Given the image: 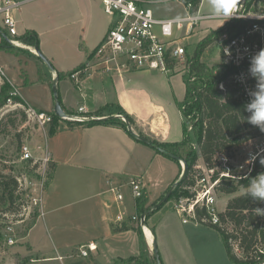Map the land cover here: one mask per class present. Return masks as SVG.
<instances>
[{
  "label": "crops",
  "instance_id": "crops-1",
  "mask_svg": "<svg viewBox=\"0 0 264 264\" xmlns=\"http://www.w3.org/2000/svg\"><path fill=\"white\" fill-rule=\"evenodd\" d=\"M15 1L18 2L16 6L18 7L21 3L20 0ZM64 2V0L55 1L53 8L41 11L38 9L33 11L32 2L18 10H14L16 7L12 9V14L17 19V27L21 29V33L18 35L21 37L28 31H35L38 35V49L52 59L54 57L42 47V36L56 34L66 26V23H62L61 19L68 18L67 9L69 6ZM70 2L77 7L78 11L83 1L70 0ZM197 11L204 16L200 27L207 21L214 20L211 17L210 0H201ZM221 23L222 20H220L219 26ZM204 30L207 31L208 28L206 27ZM3 33L6 34L4 31L0 32V41ZM25 45L30 47L29 50L27 48L26 50L36 56L35 51L31 50L35 45ZM78 45V48L82 50V43ZM93 51L94 49L85 54L83 60L82 58L76 59L71 68L60 64V67L54 66V71L51 73L52 76H55L56 96L63 110L70 116L87 114L99 122L88 124L86 121L74 118L59 119L55 132L45 136L43 145L47 146L53 165L52 175L46 189L54 185L55 180L59 181L55 186V195L57 199L63 200L64 213L61 212L59 216L55 215L48 222L45 221L43 208L45 205L50 206L48 203L51 202L48 196L43 197V215L38 216L30 226L24 237L25 245H20V249H18L20 255L27 258L24 264H54L55 261H58L59 264H66L67 259L74 255L78 256L75 254L77 248L88 242H94L96 249L90 251L88 256L79 255L83 259V264H114L117 259L139 255L140 237L146 244V254L150 260L155 259L152 243L156 239L160 264H211V260L215 264L214 256L211 260L204 259L210 254L204 250L205 240L203 239V242L196 234V228L201 224L195 223L193 227H185L188 222L182 221V217L174 209V202L171 203L168 210H164L167 206L164 203L159 209L149 213L145 220V227L131 219L132 215L140 214V209L136 206L137 202L131 197L130 189L126 184L127 180L132 176H139L143 181L140 172L144 164L155 161L158 157H160V161L168 160H164L165 156L154 148L140 142L136 137L130 136L128 128L126 130L118 124L105 120L110 118L111 113L119 106L133 119L132 124L134 125L131 124L130 127L132 134L141 135L157 142L181 140L183 116L179 110L182 116L181 132L179 137H172L171 115L167 108L169 103L166 104V101H169L170 97L174 95L171 83L172 73L163 74L154 70L127 68H122L119 72L96 71L83 77L77 88L68 73L88 60L93 63ZM58 73L65 75L59 78ZM68 79H71L75 85L76 96L73 88L67 84ZM164 79L167 80L166 86L170 88L169 92L164 90L165 84H161ZM10 82L12 81L10 80ZM12 84L14 83L12 82ZM22 100L24 101L23 98ZM79 107L84 108L82 113L78 111ZM52 108L53 105H50L47 110L41 109V111L49 113ZM120 114L114 115L116 117L124 116ZM168 167L170 171H168L167 177L174 176L170 187L178 179L181 170L178 162L175 164L170 162ZM107 178H111L115 184H121L125 219L120 224L115 222L114 218L121 207L115 202L112 192L108 190ZM147 180L143 181L145 185L143 207H150L149 210H152L157 201L151 203L149 200L146 191L149 179ZM162 195L163 193L160 197ZM54 209L56 207L50 208L48 211ZM41 217L46 228L49 223L52 228L61 227L63 236H58L57 245L64 244L65 252L68 255L62 256L57 249L47 250L38 246L40 233L37 227ZM153 217L158 218L155 225L153 228L147 227V222ZM121 227H126V229L121 230ZM137 228H140V233ZM145 228L151 234L150 239L145 233ZM185 229L188 234L192 232L193 239H190V235H186ZM159 231L161 235L158 237L157 232ZM178 232L179 234L184 233V242L188 243L189 241L188 249L194 263L189 257L187 260L184 258L186 252L181 246L180 241L183 240L178 236ZM192 241L196 244L194 248L190 245ZM222 244H220V256L228 259ZM179 259H182L183 263H180Z\"/></svg>",
  "mask_w": 264,
  "mask_h": 264
},
{
  "label": "rangeland",
  "instance_id": "rangeland-1",
  "mask_svg": "<svg viewBox=\"0 0 264 264\" xmlns=\"http://www.w3.org/2000/svg\"><path fill=\"white\" fill-rule=\"evenodd\" d=\"M55 1L58 0H20V5L14 10H18L32 2L31 4L34 5L33 11L35 9L41 11L53 8L55 6ZM64 1V3H67L69 6L67 9L68 18L61 19L62 23H66V26L60 29L56 34L42 36V47L47 53L52 55L54 59L49 58L40 50V52L49 60L51 65L56 68L60 67V64L71 68L76 59L82 58L83 60L85 58V54L90 53L93 49H95L101 39L105 37L109 24L113 20V17L104 11L101 0H82L83 2L80 4V10L78 11L76 10L77 7L74 6L70 0ZM147 6L152 9L154 16L157 18H175L184 15L186 12V8L180 0H147ZM250 11L252 13L264 12V0H255L251 4ZM219 22L220 20L217 19L207 21L206 24L196 29L185 39H182L179 32L177 33L179 42L185 47L186 58L193 53L197 43L201 39H203L211 30L219 27ZM0 27H2L1 18ZM206 27L208 28L207 31L204 30ZM16 29L17 33L20 34V27H17ZM217 41L218 40L213 41L205 48L202 52L201 60L207 63L210 67L218 66L217 70H219L221 69L222 61ZM79 43H82L83 45L82 50L78 48ZM20 48L22 49L0 48V65L5 69L7 77L14 83L13 85L18 87L20 96L25 101H23L21 105L15 107L12 105H4V103L0 106V175H11L18 180V186L13 193L14 202L12 204H8L1 199V190H3V186H0V264H24L26 262L27 258L21 256L18 249H20V245H25L24 237L30 226L39 216L38 209L29 204V197L34 194L32 193L34 189H38L37 182L41 181L42 176H44L45 181L43 187L44 192L42 195L44 198L48 196L51 202L48 203L50 206L45 205L43 208L45 211V214L43 215L44 220L48 222L51 218L55 217V215L59 216L61 212L64 213V209L62 207L64 202L61 199H57L55 195V186L58 185L57 183L59 181L55 180V184L53 183L54 185L49 186V188L46 189L47 183L50 179L52 166L51 161L46 167V172H43V169H39L38 164H36V166L32 162L28 164V161H24L20 157V148L22 145L26 144L33 152H39L36 150V146L45 143V136L50 134V122L42 124L38 117V114L41 112L37 109L47 110L50 105H54L55 98L53 91L55 76L51 75V68L37 55L34 56L30 51H28V47ZM26 48L28 50H26ZM185 63L186 61L176 64L177 67L174 68V71L168 72L172 73L171 83L173 86L172 92L174 94L170 97L169 101H166V104L169 103L167 108L171 115L172 137H179L181 132L182 116L179 112L177 103L184 98L185 94V84L183 81ZM161 73L168 74L165 72ZM166 81L167 80L164 79L163 83L161 81L160 82L162 85L165 84L163 88L169 92L170 88L166 86ZM67 84L73 88L74 95L76 96V89L73 81L68 79ZM29 105L35 108L34 111L36 113L29 110ZM47 114L50 115V112ZM118 118H121V116ZM90 119L92 118L85 119L84 121ZM184 119L186 120L188 130L192 132L191 121H188L187 118ZM122 120L127 124V126L129 124L131 127V124L127 123L124 118H122ZM262 150L264 151V133L259 137L251 139L235 148L233 151L234 157L232 159H223L220 162L222 164L231 163L235 166H239L240 170L245 172L252 164V159L250 158L254 155L256 156V154ZM159 158L160 157L155 159V161L144 164L140 172L143 176V181H148L147 179H149L146 191L148 192L151 203L156 201L158 202V200L170 188L169 185L173 181L174 176L167 177V173L170 171L168 164H170V162H172V164L177 163L174 159L166 156L164 157L166 158L164 160L168 161H160ZM208 170L209 169L204 165L201 156H199L191 174V188L188 187L190 192L195 193V189L198 188L199 183L197 179L201 176L209 178L210 175L213 174ZM146 171L148 172L146 173ZM8 179L9 178H7V180ZM162 193L163 195L160 197ZM178 194L165 202L164 205L167 204V206L164 210H168L172 202H176L182 198V196H178ZM215 195L217 199L216 210L217 213H219L224 209L227 199L234 194L228 196L220 195L215 191ZM53 207H56V209L48 211V209ZM185 217L188 220V224H186L185 227H193V224L195 223L201 224L196 228V234L202 241L203 239L205 240V244H203L204 250L210 254L209 257H204V259L211 260L212 256H214L215 264H233L227 259V257L220 256V244H222V241L217 230L203 223L195 222L188 216ZM157 219L158 218L156 217L150 219L147 222V227L153 228ZM7 227L12 228L10 233L7 231ZM37 230L40 233L38 246L44 247V249L47 250L57 249L62 256L68 255L65 252V247L63 246L64 244L57 245L58 236H63V233H61V227L58 226L52 228L49 223L48 228H46L41 217ZM184 232L186 235H190V239H193L191 236L192 232L188 234L186 229ZM157 234L159 237L161 235L160 231L157 232ZM178 236L181 240H183L180 241V243L183 250L186 252L184 258L187 260L189 257V259L194 263V259L191 257L192 255L188 249L189 241L188 243L184 242L185 236L183 232L181 234L178 232ZM10 237L14 240L13 244L8 243V239ZM155 245L158 254L157 257L160 260L156 239ZM190 245L192 248L196 247V244L193 241L192 243L190 242ZM235 251L239 256H241L237 247H235ZM154 258L157 260L156 257ZM82 260L83 259L79 257V255H74L67 259L65 263L83 264ZM179 262L183 263V260L179 259ZM210 262L213 264V260ZM54 264L59 263L58 261H55Z\"/></svg>",
  "mask_w": 264,
  "mask_h": 264
},
{
  "label": "trees",
  "instance_id": "trees-1",
  "mask_svg": "<svg viewBox=\"0 0 264 264\" xmlns=\"http://www.w3.org/2000/svg\"><path fill=\"white\" fill-rule=\"evenodd\" d=\"M180 1L184 4L190 2L192 13L197 11L201 2V0ZM254 1L244 0V7L247 11H250L251 4ZM249 23L250 21L245 19L227 20L216 29L211 30L197 43L193 53L187 57L183 75L185 94L184 98L177 103L183 116L182 138L175 142H157L153 140L154 143L164 149L179 155L188 164L185 178L173 188L168 200L178 193V196L182 197L193 195L188 187L191 186V174L199 156H201L204 165L208 169H213L211 179L217 180L215 191L220 195L234 194L227 199L224 209L218 213L219 224H210L203 221V218L208 217L206 210L195 208L197 221L219 232L228 259L234 264H262L264 261V215L256 212V208H264V202L253 201L244 195L250 181L256 175L264 173V165L260 163L261 158H264V151L254 158L253 163L245 172L240 170L239 166L231 163L222 164L220 157L224 156L228 160L232 159L235 148L259 137L264 132L247 122L246 118L249 113L245 111L246 103L242 100L240 89L231 78L237 70L233 66L223 64H221V69L217 70L218 66L210 67L202 61L201 55L205 48L220 35L226 34L231 38L241 32ZM2 31L3 29L0 27V32ZM20 39L24 44L38 47V35L35 31L26 32ZM0 48L22 49L11 46L3 38L0 41ZM80 66L68 74L79 69ZM62 75L65 74L58 73L59 78ZM220 84H222V88H220ZM10 90L11 86L7 83L1 87L0 106L5 103ZM15 99L23 102L20 97H15ZM118 113L125 116L127 123L132 124L133 119L119 106L114 109L110 118L105 119L106 122L118 124L127 130V124L114 115ZM50 114L52 118L49 133L52 134L55 132L60 118L55 115L53 109ZM184 118L191 121L192 132L188 130ZM97 122L99 120L90 119L86 121L88 124ZM68 123L71 124L70 121ZM75 123L79 124L80 122ZM127 131L130 136L135 137L130 130ZM30 162L28 161V164ZM178 164L181 170V165L179 162ZM52 170L53 165L51 166ZM51 171L50 177L52 175ZM7 178L9 179L7 180ZM0 186H3L1 199L8 204H12L14 202L13 193L18 186V180L11 175H0ZM143 204L144 198L141 197L136 204L140 209L139 213H145L150 209V207L144 208ZM149 211L152 213L154 210ZM120 229L123 230L126 227ZM137 231L140 233V228H137ZM235 247L239 249L241 256L236 253ZM114 264H157V262L155 259L150 260L148 258L146 244L140 237L139 255L117 259Z\"/></svg>",
  "mask_w": 264,
  "mask_h": 264
},
{
  "label": "built area",
  "instance_id": "built-area-1",
  "mask_svg": "<svg viewBox=\"0 0 264 264\" xmlns=\"http://www.w3.org/2000/svg\"><path fill=\"white\" fill-rule=\"evenodd\" d=\"M101 3L104 11L112 16L113 20L105 37L93 52L94 62L91 63V60H88L79 69L70 73L69 77L75 82L77 88L83 77L96 71L119 72L122 68L165 73L174 71V68L177 67L176 64L187 60L185 47L179 42L177 33L179 32L182 39H185L200 27V22L204 18L198 11L194 13L190 11L192 6L190 2L183 3L186 8L185 14L175 18L155 17L152 9L147 6V0H101ZM17 5L18 2L15 0H0L1 28L9 39L8 44L14 47L30 48L22 42L17 33V22L12 14V9ZM235 11L239 16L234 15L227 20L245 19L250 23L237 35L229 38L226 34H222L216 40H218L217 46L220 50L222 64L233 66L237 70L231 78L240 89L242 100L247 104L250 100L249 92L254 90L256 85V80L249 74L250 58L261 48H264V18L260 17L264 16V12L247 11L244 7V0H239ZM6 83L11 86V90L4 105L14 107L21 105L22 102L15 99V97H20L18 88L10 82L5 69L0 65V89ZM219 86L223 87L222 84ZM29 110L35 112L31 107ZM78 111L82 113L84 108L79 107ZM38 117L42 124L50 122L52 118L51 114L44 112L39 113ZM121 117L123 118L122 115ZM70 118L84 121L92 117L83 114ZM36 150L39 152H33L28 145L24 144L20 148V157L24 161H31L34 165L38 164L39 169L46 172V167L51 161L47 146L39 144L36 146ZM256 156L254 155V157ZM223 159L227 158L221 156L220 160ZM253 161L254 159H252V163ZM208 171L213 173V169ZM211 175L209 178L201 176L197 179L199 186L191 197H182L174 202V209L180 214L183 222L188 221L185 216L198 222L195 208H204L208 217L202 220L210 224H219L215 195L217 180H211ZM44 182V176H42L41 181L37 182L38 189H34L32 192L34 194L29 197V204L38 209L39 216L43 215ZM106 182L108 190L114 195L115 202L121 207L114 218L115 222L120 224L125 219L121 184H115L111 178H107ZM126 184L135 202L144 196L145 185L141 177L132 176ZM142 214H134L131 219L141 223ZM7 231L10 233L12 228L7 227ZM8 243H14L12 237L8 239ZM95 249V243L88 242L80 245L75 254L88 256L89 252Z\"/></svg>",
  "mask_w": 264,
  "mask_h": 264
},
{
  "label": "clouds",
  "instance_id": "clouds-1",
  "mask_svg": "<svg viewBox=\"0 0 264 264\" xmlns=\"http://www.w3.org/2000/svg\"><path fill=\"white\" fill-rule=\"evenodd\" d=\"M238 2L239 0H210L211 17L222 20L223 23L237 15L235 10ZM225 51L227 52V49ZM249 74L256 80V85L255 89L249 92L250 100L245 105V111L249 113L246 119L248 123L264 132V48L250 58ZM254 158L253 156L250 159ZM260 163L264 165V158H261ZM244 195L253 201L264 202V173L256 175L250 181ZM256 212L264 215V208H256Z\"/></svg>",
  "mask_w": 264,
  "mask_h": 264
},
{
  "label": "water",
  "instance_id": "water-1",
  "mask_svg": "<svg viewBox=\"0 0 264 264\" xmlns=\"http://www.w3.org/2000/svg\"><path fill=\"white\" fill-rule=\"evenodd\" d=\"M2 38L8 43L9 39L7 37L6 34H2ZM33 50L35 51L36 55L43 61L45 62L52 71H54V67L51 65V63L49 62V60L40 52V50L38 49L37 46H34ZM54 94H55V98H54V105H53V110L56 116H58L60 119H68L71 116L68 115L62 108L60 101L58 100L57 96H56V87H55V80H54V88H53ZM123 118L126 120L125 116H123ZM128 129L130 130V126L128 124ZM136 139L140 140L142 143L154 148L155 150H157L160 154L165 155L169 158H172L176 161H178L182 167L181 169V173L180 176L178 178V180L172 185L170 186V188L167 190V192L158 200V202L153 206L152 210H156L158 208H160V206H162L169 198V196L171 195L173 188L176 185H179L183 179L185 178L187 171H188V164L187 162L182 159L179 155L174 154L166 149H164L162 146H159L158 144L154 143L152 140H149L148 138L141 136V135H137V134H133ZM150 213V211H147L145 213L142 214V222L141 225L143 227H145V219L147 218L148 214ZM152 247H153V253H154V257L157 258L156 262L157 264H160L159 259H158V254H157V250H156V245L155 242L153 241L152 243ZM262 264H264V261L262 262Z\"/></svg>",
  "mask_w": 264,
  "mask_h": 264
},
{
  "label": "bare ground",
  "instance_id": "bare-ground-1",
  "mask_svg": "<svg viewBox=\"0 0 264 264\" xmlns=\"http://www.w3.org/2000/svg\"><path fill=\"white\" fill-rule=\"evenodd\" d=\"M98 46V45H97ZM96 46V47H97ZM95 50V49H94ZM94 52V51H93ZM92 55H93V53H92ZM145 233L147 234V236L149 237V239L151 238V234H150V232H149V230L147 229V228H145Z\"/></svg>",
  "mask_w": 264,
  "mask_h": 264
}]
</instances>
